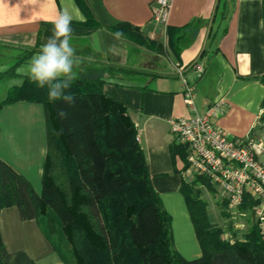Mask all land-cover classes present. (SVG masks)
Segmentation results:
<instances>
[{
  "label": "crops",
  "instance_id": "1",
  "mask_svg": "<svg viewBox=\"0 0 264 264\" xmlns=\"http://www.w3.org/2000/svg\"><path fill=\"white\" fill-rule=\"evenodd\" d=\"M82 1L93 25L75 0H0V65L24 57L16 75L3 77L10 82L0 100L21 84L28 74L22 69L52 35L51 21L67 10L73 17L70 42L80 58L76 76L91 70L93 77L104 80L103 93L125 106L151 185L171 216L174 248L184 259L200 258L180 191L182 182L200 177L189 171L185 156L176 153L178 144L168 121L201 115L215 99L223 98L226 107L213 120L215 125L226 135L264 146V82L258 79L264 75V0H170L164 26L152 20L156 0ZM117 29L125 33L121 41L110 35ZM194 63L201 66L200 72L192 70ZM179 70L195 87V112L183 101ZM46 148L41 103L18 100L0 108V159L9 168L40 180ZM257 158L264 163V152ZM196 182L210 223L224 229L223 238L242 239L255 225L253 209L234 217L227 212L221 190ZM25 222L14 205L0 209V234L8 250L19 249L13 246L24 239L20 227ZM33 230L38 246H47L41 228ZM53 253L65 264L52 248ZM29 256L40 264V255Z\"/></svg>",
  "mask_w": 264,
  "mask_h": 264
},
{
  "label": "trees",
  "instance_id": "2",
  "mask_svg": "<svg viewBox=\"0 0 264 264\" xmlns=\"http://www.w3.org/2000/svg\"><path fill=\"white\" fill-rule=\"evenodd\" d=\"M93 25L82 0H75ZM91 71V70H89ZM84 69L72 83L74 101L49 102L23 76L10 88L0 108L18 100L41 103L46 127L42 189L35 193L22 174L0 159V209L14 205L20 220H36L65 264H264V236L257 224L242 239L223 238L224 229L210 223L196 181L180 191L195 230L201 257L184 259L174 248L171 216L150 182L137 130L120 101L106 96L104 80ZM15 75L13 69L0 78ZM264 82V75L260 78ZM67 116L59 117V111ZM175 151L185 156L178 144ZM256 201L248 194L240 209ZM0 264H38L25 251H10L0 234Z\"/></svg>",
  "mask_w": 264,
  "mask_h": 264
},
{
  "label": "built area",
  "instance_id": "3",
  "mask_svg": "<svg viewBox=\"0 0 264 264\" xmlns=\"http://www.w3.org/2000/svg\"><path fill=\"white\" fill-rule=\"evenodd\" d=\"M169 11L170 0H156L153 22L166 25ZM191 68L197 73L202 70L198 63ZM178 72L183 101L191 112H195V87L180 70ZM225 107L226 101L217 98L201 115L170 119L169 130L177 144L185 148L189 171L222 191L227 212L234 217L244 216L240 206L246 194L256 201L252 211L255 224L264 236V163L257 158L264 152V146L251 140L245 143L222 133L213 120L224 113Z\"/></svg>",
  "mask_w": 264,
  "mask_h": 264
},
{
  "label": "clouds",
  "instance_id": "4",
  "mask_svg": "<svg viewBox=\"0 0 264 264\" xmlns=\"http://www.w3.org/2000/svg\"><path fill=\"white\" fill-rule=\"evenodd\" d=\"M72 21L73 17L67 10L51 21L52 35L32 57L29 65L30 81L38 88L47 89L49 102L62 100L71 104L74 101V96L66 91L77 78L74 67L80 62L76 49L70 42L73 31ZM110 35L114 41L125 38V33L121 29L110 32ZM58 115L64 118L67 113L61 110Z\"/></svg>",
  "mask_w": 264,
  "mask_h": 264
},
{
  "label": "rangeland",
  "instance_id": "5",
  "mask_svg": "<svg viewBox=\"0 0 264 264\" xmlns=\"http://www.w3.org/2000/svg\"><path fill=\"white\" fill-rule=\"evenodd\" d=\"M23 58H24L23 55H19L16 58V60H18L17 62H15V59L13 61L7 60V61L3 62L2 65H0V67H2V68H0V72L4 73L6 71H9V70L13 69V72L16 75L17 71L19 70L18 67L22 63L21 61H23ZM5 65L7 67H9V68H5L4 67ZM29 65L25 66L24 69H22V70H25V72L28 73ZM4 78H8V77H4ZM4 78H0V95L4 94V89L8 86V84L10 82L8 80L4 81ZM9 90H11V89H9ZM0 101H2V100H0ZM32 177L33 176H31L32 180H30L29 178L26 179V180H28L31 183L34 192L39 194V192H41V189H42V183L40 184V180L35 179L34 177L32 178ZM27 221L28 222L22 223L23 227H20V233L23 234L24 239L20 243L16 244L15 246H13V245H11V246L18 247L19 248L18 250H23L26 253H27V251H29V253H31V255H37V257L40 255V257H41V258H39L40 259V262H39L40 264H55V263L60 264L59 261H58L60 259L56 258V255L54 253L51 254V249L53 248V246L51 244H53L52 242L56 238V236H54V238L51 237L50 239H47L45 237L46 240L48 241V243H46L47 246H45V247L38 246V239H37L36 233H34L33 229L37 228V226H39V228H41V226H40L38 221H36V223H30L29 220H27ZM31 224H33L34 228L33 227L31 228ZM41 230H42V228H41ZM29 253H27V254L29 255ZM47 253H49V254H47ZM58 256L60 257L61 255L58 254Z\"/></svg>",
  "mask_w": 264,
  "mask_h": 264
}]
</instances>
